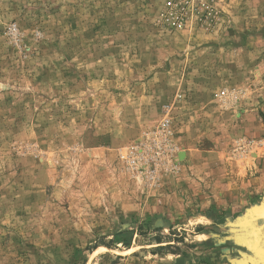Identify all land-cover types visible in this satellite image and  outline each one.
<instances>
[{"label": "rangeland", "instance_id": "obj_1", "mask_svg": "<svg viewBox=\"0 0 264 264\" xmlns=\"http://www.w3.org/2000/svg\"><path fill=\"white\" fill-rule=\"evenodd\" d=\"M174 1L0 0V264H264V195L168 187L201 130L264 151V0L170 26ZM165 105L176 167L153 184L120 151Z\"/></svg>", "mask_w": 264, "mask_h": 264}, {"label": "crops", "instance_id": "obj_2", "mask_svg": "<svg viewBox=\"0 0 264 264\" xmlns=\"http://www.w3.org/2000/svg\"><path fill=\"white\" fill-rule=\"evenodd\" d=\"M248 119L249 117L246 115L240 120L241 127L243 128L242 131L246 133H249L248 126L254 124ZM236 122L239 123V121ZM224 124L225 120L223 119L220 122L218 121L214 125V128L221 127ZM255 125L263 128L259 120L255 121ZM188 127L189 124L187 123L185 128L187 129ZM250 131H253V128H250ZM208 134V129L201 130L196 139H189V143H191L184 153L188 163L187 169L183 172L180 179L173 177V179L170 178L168 180L171 184V186H168L169 190L174 191L178 187H181L188 195H190L191 191L195 190L194 192L198 191L197 193L202 199L211 197L209 200H216L224 191L226 192V196L233 195L235 190L241 191L242 187L245 188L247 193L251 190V193L259 191L264 195V151L251 163L246 160L240 164L237 162V158L229 155L226 147L222 146L223 144L226 145L225 142H222L223 144H220L221 146L219 147L216 143L213 144L214 148L213 146L211 148V146H197V144H193L194 141L199 142L202 137L204 142H206ZM188 136H190L189 133L186 134V138ZM215 138L217 139L218 136ZM238 196L243 197L242 195ZM187 197L190 198L191 196Z\"/></svg>", "mask_w": 264, "mask_h": 264}, {"label": "built area", "instance_id": "obj_3", "mask_svg": "<svg viewBox=\"0 0 264 264\" xmlns=\"http://www.w3.org/2000/svg\"><path fill=\"white\" fill-rule=\"evenodd\" d=\"M221 2V0H175L164 17L170 26H182L186 15L220 13ZM174 135L173 106L165 105L158 125L122 149L120 159L131 173L157 184L164 173L176 167L173 159L177 148L173 141Z\"/></svg>", "mask_w": 264, "mask_h": 264}, {"label": "water", "instance_id": "obj_4", "mask_svg": "<svg viewBox=\"0 0 264 264\" xmlns=\"http://www.w3.org/2000/svg\"><path fill=\"white\" fill-rule=\"evenodd\" d=\"M257 217H258V218L261 217V218L264 219V207L262 208L260 215H257Z\"/></svg>", "mask_w": 264, "mask_h": 264}, {"label": "trees", "instance_id": "obj_5", "mask_svg": "<svg viewBox=\"0 0 264 264\" xmlns=\"http://www.w3.org/2000/svg\"><path fill=\"white\" fill-rule=\"evenodd\" d=\"M175 250V249H174ZM176 252V251H175Z\"/></svg>", "mask_w": 264, "mask_h": 264}]
</instances>
